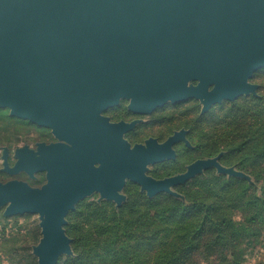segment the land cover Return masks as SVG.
Here are the masks:
<instances>
[{
  "label": "water",
  "instance_id": "1",
  "mask_svg": "<svg viewBox=\"0 0 264 264\" xmlns=\"http://www.w3.org/2000/svg\"><path fill=\"white\" fill-rule=\"evenodd\" d=\"M262 69L264 0H0V107L59 139L18 148L13 166L4 154L11 174L45 173L40 187L0 181L5 216L41 217L38 264L72 254L66 216L94 192L120 206L127 180L148 197L179 196L172 187L211 167L250 180L222 153L156 179L148 166L175 159L176 143L190 145L187 130L131 144L125 134L141 120L111 122L103 112L121 99L138 114L196 99L205 113L257 96L251 78Z\"/></svg>",
  "mask_w": 264,
  "mask_h": 264
},
{
  "label": "trees",
  "instance_id": "2",
  "mask_svg": "<svg viewBox=\"0 0 264 264\" xmlns=\"http://www.w3.org/2000/svg\"><path fill=\"white\" fill-rule=\"evenodd\" d=\"M253 81L258 95L223 101L200 113L195 99L165 109L164 126L189 129L190 161L215 156L250 180L208 169L181 186V196L148 197L132 185L120 206L83 200L68 216L74 256L59 264H243L248 244L264 242V70ZM178 161L166 173L180 170ZM184 164V163H183Z\"/></svg>",
  "mask_w": 264,
  "mask_h": 264
},
{
  "label": "rangeland",
  "instance_id": "3",
  "mask_svg": "<svg viewBox=\"0 0 264 264\" xmlns=\"http://www.w3.org/2000/svg\"><path fill=\"white\" fill-rule=\"evenodd\" d=\"M262 70L256 73H259ZM256 73L254 74V76L256 75ZM254 76L251 78V82L253 83H255L253 81ZM181 102H185V101H181ZM181 102H176V103L169 102L161 107H158L152 113L139 114L140 116L138 119L141 120V122H139L140 124H138V126L134 131L127 133L125 135V138L131 144L144 143L145 140L150 137H154L158 141L163 142L175 131L186 129L187 130L186 138L190 142V140L188 139V133H189L188 128L180 127L178 129H173L171 133H167V129L164 126V118H161V116L165 115L164 112L166 108H168L170 105H174ZM198 102L202 108L200 101ZM120 103L128 107L129 100L121 99ZM58 140L59 139L53 134L50 128L36 125L28 120L21 119L16 116H11L9 108L0 107V181L7 182L9 180L17 179V180L26 181L31 186L40 187L46 180L44 172H37L35 176H29L23 171L21 173H16V174L8 173L7 171L4 170V165H3L4 154L5 153L8 154V162L12 166L17 161V158L15 157V153L18 148L27 146L33 150H37L38 144L40 142L51 143V142H56ZM186 147H193V146L191 142L190 145H185L183 141L176 143L174 145V149L176 150V154H177L176 158L173 160H166L164 162L149 165L147 174L156 179H162L167 176L184 172L189 164L197 160V159H194L192 161L189 160L191 153L186 151L185 149ZM220 153H222L223 155V151ZM220 153H218L217 155H219ZM217 155L211 157H216ZM211 157H203L198 159H206ZM170 161H178L179 162L178 167L180 168V170L174 174L165 175L164 173H166L167 171L166 168L168 166L166 164ZM229 167H233L237 169L235 166H229ZM208 169H215L217 172V169L214 167ZM208 169L203 170L199 174H203ZM132 185H137L139 187L140 192H145L141 190V187L137 183L127 180L125 186L120 190V193L124 196L123 202L127 200V196H128L127 193ZM182 185L183 184L171 188V190L174 193L178 194L179 197L182 195L180 192ZM86 199L94 200L98 203L102 201H107V202H112L116 205L114 201H109L104 198H101V195L98 192H94L91 195L81 199L76 204L75 209L71 210L66 216L67 223L64 226V228L67 235L68 233L66 226L69 224V220H68L69 214L75 211L78 205L80 204V202ZM6 207L7 204L0 206V264H38V258L34 254L33 250L42 237L41 226H40V222H41L40 215L37 213H24V214H15L12 216H5L4 211ZM68 237L70 236L68 235ZM70 239H71L70 244H71L72 254L61 255L57 264L60 263L63 257L74 256V251L72 247L73 238L70 237ZM247 247H248V251L246 254L247 259L243 264H264V242H262L261 244L250 243L248 244ZM196 262L198 264H219V259L217 256L206 257L205 255L197 254Z\"/></svg>",
  "mask_w": 264,
  "mask_h": 264
},
{
  "label": "flooded vegetation",
  "instance_id": "4",
  "mask_svg": "<svg viewBox=\"0 0 264 264\" xmlns=\"http://www.w3.org/2000/svg\"><path fill=\"white\" fill-rule=\"evenodd\" d=\"M120 102H121V100H120ZM120 102L117 105H115L113 107H109L107 110H105L103 112V115L107 116L111 122H118V121H121V120L130 122L132 120H135V119L139 118V116H140L139 114L134 113L128 107L124 106ZM138 124H140V123H137L136 127L138 126ZM136 127L133 130H131V131H134L136 129ZM131 131H129V132H131ZM129 132H127V133H129ZM186 137H187V134H186ZM21 172L22 171H19L17 173H21ZM23 172H25V171H23ZM25 173L28 174L27 172H25ZM36 173L37 172H35L33 176H35ZM13 174H16V173H13Z\"/></svg>",
  "mask_w": 264,
  "mask_h": 264
}]
</instances>
